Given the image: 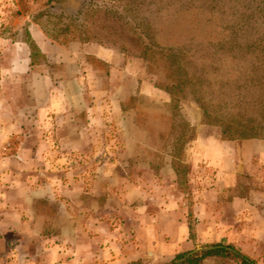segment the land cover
I'll use <instances>...</instances> for the list:
<instances>
[{
  "label": "rangeland",
  "instance_id": "rangeland-1",
  "mask_svg": "<svg viewBox=\"0 0 264 264\" xmlns=\"http://www.w3.org/2000/svg\"><path fill=\"white\" fill-rule=\"evenodd\" d=\"M48 2L0 0V264L43 256L44 236L83 206L130 207L141 186L155 188L166 158L185 166L177 187L191 209L194 190L213 187L219 168L188 163L187 150L202 131L223 139L195 94L241 124L262 123L264 139V65L255 67L248 46L264 38V0H114L89 8L81 22L105 59L87 54L85 42L49 37L34 18ZM39 34L53 40V55L38 47L31 57L28 39L36 43ZM142 42L177 52L184 68L159 54L143 57ZM180 79L183 90L164 89ZM245 170L251 177V164ZM110 212L101 219L120 222Z\"/></svg>",
  "mask_w": 264,
  "mask_h": 264
},
{
  "label": "crops",
  "instance_id": "crops-1",
  "mask_svg": "<svg viewBox=\"0 0 264 264\" xmlns=\"http://www.w3.org/2000/svg\"><path fill=\"white\" fill-rule=\"evenodd\" d=\"M35 40L42 53L54 54L53 40L40 34ZM83 48L105 59L94 44H83ZM203 132L187 150V162L218 167L219 179L213 187L194 190L191 209L189 198L177 187L172 158H166L156 167L155 188L141 186L130 207L83 206L79 217L68 214L65 224H54L53 232L44 236V255L36 256L31 264H130L137 260L163 264L180 252L213 243L232 244L264 264V139L228 142L204 137ZM246 163L251 164V177L245 174ZM148 165L152 167L151 162ZM146 177L142 174L140 178L144 184ZM106 211L122 215L120 222L101 219ZM189 215L194 216L193 237ZM204 264L237 263L228 257L209 256Z\"/></svg>",
  "mask_w": 264,
  "mask_h": 264
},
{
  "label": "trees",
  "instance_id": "trees-1",
  "mask_svg": "<svg viewBox=\"0 0 264 264\" xmlns=\"http://www.w3.org/2000/svg\"><path fill=\"white\" fill-rule=\"evenodd\" d=\"M112 4H114V0H49L47 8L35 14L34 18L35 22L43 27L44 31L49 37L63 45H68L70 42L76 40L88 43L94 41L95 39H98V36L94 35L90 25L86 24V22L84 23L86 19L81 22L82 19L88 16L89 8H101L104 6H110ZM260 10L263 15L262 22L264 24V5ZM65 18H68V20L65 21ZM47 25H52V28H48ZM28 40L32 51L31 57L34 58L35 55L41 54L37 44L31 39V37ZM248 46L251 53H256V58L259 62V65L255 64V67L264 65V38H259L255 42H249ZM141 47V55L151 61H155L156 55L159 54L161 55V57L164 56L167 60H172L177 63L176 70L179 71L184 68L185 59L177 52H164L163 50L157 51L151 46H148L145 42L141 43ZM31 64H33V61L31 62ZM183 82L184 80L182 79L178 81L174 80L172 84L164 86V89L171 94L175 88L183 90ZM195 99L203 109L206 123L221 127L223 139L245 140L263 137L262 123L259 125L251 124L249 126L246 124H241L231 114H224L217 110L215 104L208 101V99L204 98V96L195 94ZM182 148L183 144H181V146L179 147L178 152H180ZM177 159L178 161L176 160V158L173 159V167L179 178V183L182 184L183 182H185V178L183 176L185 166L182 164V161L179 158ZM189 227L190 236L193 237L194 228L190 222ZM210 245L216 247L203 253H196L194 255H191L180 264H204V260L209 256L228 257L236 261L237 264H258V261L256 259L250 258L246 254L242 253L249 259V261L225 248L226 246H228L237 250V248L232 244L223 245L221 243H213ZM188 252L189 251H185L176 254L169 264H173L174 261L184 257ZM132 264H142V262L140 260H137Z\"/></svg>",
  "mask_w": 264,
  "mask_h": 264
},
{
  "label": "water",
  "instance_id": "water-1",
  "mask_svg": "<svg viewBox=\"0 0 264 264\" xmlns=\"http://www.w3.org/2000/svg\"><path fill=\"white\" fill-rule=\"evenodd\" d=\"M215 247L216 246H212V245L197 247V248L189 251L184 257H182L180 259H177L173 264H180L183 261H185L188 257H190L191 255H194L196 253H203V252L211 250V249H213ZM221 247H225V246H221ZM225 248L230 250V251H232V252H234L235 254L241 256L242 258L246 259L247 261H249V259L247 257H245V255H243L241 252L237 251L236 249H233V248L228 247V246H226Z\"/></svg>",
  "mask_w": 264,
  "mask_h": 264
}]
</instances>
